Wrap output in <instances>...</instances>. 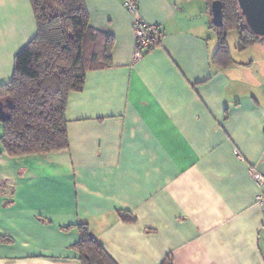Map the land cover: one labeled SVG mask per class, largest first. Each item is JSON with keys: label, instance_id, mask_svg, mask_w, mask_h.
Returning a JSON list of instances; mask_svg holds the SVG:
<instances>
[{"label": "crops", "instance_id": "1", "mask_svg": "<svg viewBox=\"0 0 264 264\" xmlns=\"http://www.w3.org/2000/svg\"><path fill=\"white\" fill-rule=\"evenodd\" d=\"M138 3L162 29L140 58L123 0H85L112 59L69 95L68 148L10 156L0 121V264H81L84 227L117 264H264V38L224 66L211 2ZM37 32L0 0V86Z\"/></svg>", "mask_w": 264, "mask_h": 264}, {"label": "trees", "instance_id": "2", "mask_svg": "<svg viewBox=\"0 0 264 264\" xmlns=\"http://www.w3.org/2000/svg\"><path fill=\"white\" fill-rule=\"evenodd\" d=\"M208 1L222 4L223 25L217 28L219 48L214 59L228 66L234 63L229 32H238L243 48L264 37L249 30L237 0ZM32 4L38 32L17 54L12 80L0 86V101L10 114L1 121V142L10 156L68 148L69 95L82 88L85 73L109 67L112 59V39L106 37L102 45L101 35L90 25L85 0H32ZM121 217L126 222L135 220L126 212ZM74 248L81 264H117L86 227ZM161 264H173L172 257Z\"/></svg>", "mask_w": 264, "mask_h": 264}, {"label": "built area", "instance_id": "3", "mask_svg": "<svg viewBox=\"0 0 264 264\" xmlns=\"http://www.w3.org/2000/svg\"><path fill=\"white\" fill-rule=\"evenodd\" d=\"M125 9L133 17V29L136 43V58L143 56L144 51L157 46L160 43L162 29L158 24H150L143 20L140 15L138 0H123ZM250 174L261 188V192L257 196V202L264 207V173L253 168Z\"/></svg>", "mask_w": 264, "mask_h": 264}, {"label": "water", "instance_id": "4", "mask_svg": "<svg viewBox=\"0 0 264 264\" xmlns=\"http://www.w3.org/2000/svg\"><path fill=\"white\" fill-rule=\"evenodd\" d=\"M238 6L244 16L249 30L258 37H264V0H237ZM213 21L215 26L223 25L222 4L220 1L212 2ZM10 116L4 110V105L0 101V121L8 119Z\"/></svg>", "mask_w": 264, "mask_h": 264}, {"label": "rangeland", "instance_id": "5", "mask_svg": "<svg viewBox=\"0 0 264 264\" xmlns=\"http://www.w3.org/2000/svg\"><path fill=\"white\" fill-rule=\"evenodd\" d=\"M227 40H228L227 41L228 45H229V47L231 46V48L242 47L243 46V44L240 43V39L238 37L237 31H231V33L229 35V38L227 37Z\"/></svg>", "mask_w": 264, "mask_h": 264}]
</instances>
